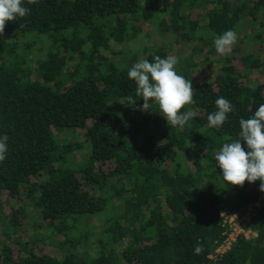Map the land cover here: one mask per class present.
I'll list each match as a JSON object with an SVG mask.
<instances>
[{
  "label": "trees",
  "instance_id": "16d2710c",
  "mask_svg": "<svg viewBox=\"0 0 264 264\" xmlns=\"http://www.w3.org/2000/svg\"><path fill=\"white\" fill-rule=\"evenodd\" d=\"M24 6L30 13L6 22L0 35V136H8L0 162V264H264V200L249 219L250 237L240 233L215 254L226 237L222 214L237 215L264 193L259 180L223 188L215 164L223 143L240 138L239 120L264 104V82L249 80L253 70L264 74V0ZM144 24L204 54L215 70L213 80L196 82L192 56L178 59L177 74L194 88L193 103L181 111L195 115L183 128L169 127L154 103L135 110L143 100L127 73L139 59L128 46ZM227 30L243 36L220 56L214 39ZM145 49L142 59L154 62L170 46ZM219 97L234 112L213 129L207 115ZM75 130H82L81 141L53 133ZM3 192L13 200L9 211ZM31 215L50 238L60 236L59 257L37 251L41 236L26 229ZM9 242L18 247L15 257Z\"/></svg>",
  "mask_w": 264,
  "mask_h": 264
},
{
  "label": "clouds",
  "instance_id": "9594fccd",
  "mask_svg": "<svg viewBox=\"0 0 264 264\" xmlns=\"http://www.w3.org/2000/svg\"><path fill=\"white\" fill-rule=\"evenodd\" d=\"M37 0H27L34 4ZM30 13L24 6V0H0V35H3L6 22L23 18ZM238 37L234 30H227L214 39L215 51L220 56L231 54L232 47ZM178 57L170 55L159 56L154 62L141 59L128 71V78L135 82V95L143 100V104L135 110L145 112L154 103L158 113L173 128H183L195 115L192 111L182 112L186 105L193 103L194 88L191 80L178 75L176 65ZM128 105H135V99L128 97ZM216 110L207 115V126L220 129L228 114L234 112L233 104L224 97L215 101ZM239 139L223 143L215 154V164L221 170L223 188L228 185L243 186L245 181L253 183L260 181L259 190L264 192V104L259 105L254 115L239 120ZM8 136H0V162L6 159L8 152ZM241 141L244 142L243 146ZM204 251L202 244L197 243L194 254Z\"/></svg>",
  "mask_w": 264,
  "mask_h": 264
},
{
  "label": "rangeland",
  "instance_id": "374dc122",
  "mask_svg": "<svg viewBox=\"0 0 264 264\" xmlns=\"http://www.w3.org/2000/svg\"><path fill=\"white\" fill-rule=\"evenodd\" d=\"M260 21V17H259ZM202 24V23H201ZM143 32L138 34L134 39L130 41V45L128 46L129 50L133 52V54H136L139 60H141L144 57V48L146 53L151 52V48L153 47H159V46H170V51L167 54V57L170 55H174L178 57V59L186 58L189 56H192L194 66L191 68V77L196 82H202V81H211L213 80L215 76V70L208 69L206 63L203 61L204 54H192L190 52V48L184 45H177L175 43H172V39L170 35H165L160 32L157 26H152L149 24L143 25ZM246 31H251L252 29H249L248 27L245 29ZM244 31V29H243ZM242 31V32H243ZM243 35L240 34L238 37H242ZM245 50L250 51L252 49V44L249 43L247 40H245ZM264 49V44H263ZM262 59H264V52L262 53ZM237 63V62H236ZM249 80L252 84H261L264 82V74L260 72L259 70H253L251 74L249 75ZM54 135L59 140H63L65 142L68 141H81L82 139V130H75L73 132L64 131L61 133H57L56 131H53ZM79 155V153H77ZM187 164L189 167H191V164L189 161H187ZM2 200L5 203V206L7 208V211L10 210V205L13 202L10 201V203L6 202V192L2 193ZM34 215H31L28 217V222L26 225V229L28 233L38 232L41 236V241L37 244V251L43 252L45 254L53 255V256H60L61 251L58 249L57 245L58 242H60V236L54 235L52 238H50L48 235V229L43 228L41 225V221L38 218L33 217ZM40 222V223H38ZM236 224L238 231L241 234H248L246 229H243V223H237L236 221L233 222ZM23 240H26V237L24 235L21 236ZM247 237H250V233L247 235ZM11 249H12V257H15L18 251V247L14 242H9Z\"/></svg>",
  "mask_w": 264,
  "mask_h": 264
},
{
  "label": "built area",
  "instance_id": "2783aa9c",
  "mask_svg": "<svg viewBox=\"0 0 264 264\" xmlns=\"http://www.w3.org/2000/svg\"><path fill=\"white\" fill-rule=\"evenodd\" d=\"M264 200V193L260 196L259 200L251 205H248L246 209L240 212L237 215L230 214V213H223V224L226 225V237L221 242V244L215 249L216 255H221L223 252L227 251L230 246L235 242L236 238L240 234L238 231L236 224L233 222L236 221L237 223H243V229H246L247 233L251 234V232L247 229V225L249 222L250 217L253 215V210L255 208H259L261 202ZM248 234H243L246 238ZM254 235V234H253Z\"/></svg>",
  "mask_w": 264,
  "mask_h": 264
}]
</instances>
